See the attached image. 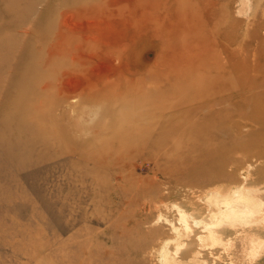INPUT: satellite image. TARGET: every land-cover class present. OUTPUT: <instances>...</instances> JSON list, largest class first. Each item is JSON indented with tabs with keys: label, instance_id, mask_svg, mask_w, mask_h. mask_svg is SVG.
<instances>
[{
	"label": "rangeland",
	"instance_id": "rangeland-1",
	"mask_svg": "<svg viewBox=\"0 0 264 264\" xmlns=\"http://www.w3.org/2000/svg\"><path fill=\"white\" fill-rule=\"evenodd\" d=\"M263 10L0 0V264H230L195 219L264 190Z\"/></svg>",
	"mask_w": 264,
	"mask_h": 264
},
{
	"label": "bare ground",
	"instance_id": "bare-ground-1",
	"mask_svg": "<svg viewBox=\"0 0 264 264\" xmlns=\"http://www.w3.org/2000/svg\"><path fill=\"white\" fill-rule=\"evenodd\" d=\"M249 169L247 172H249ZM216 188L214 187V189ZM221 188L223 189V187ZM229 191L228 194L217 192L211 198V204H213L215 207L212 210V215L216 219L214 223H205L197 219H195V222L197 225L203 224V234L199 236L201 246H209L215 248L217 247V245H221L224 248V252H226L230 257V260H232L231 262L233 264H238L242 263L249 256L250 259L256 257L257 253L260 252L259 250L263 246L264 238H262L258 234V232L264 230V228L263 230H260L262 226L264 227V190L252 189L249 187H244V185L241 187L240 185V187L234 189L233 193H229ZM180 212V220L185 226L186 233L184 234L180 228L174 226L178 236V240L176 239L175 243L177 246V253H179V251L183 249L181 239L184 236L188 235L190 230H192V226L188 220L187 214L183 211ZM227 222L229 223V225L227 227H224L225 223ZM228 227L232 229H229ZM228 233H233V236L230 237L226 242L225 235ZM163 250L164 254L161 257L164 262L169 263L170 253L167 252L165 248ZM182 251L181 253H184V251ZM200 257L201 251L196 252V254L190 256L189 259L185 262H179L177 259H173V264H205V262L200 261Z\"/></svg>",
	"mask_w": 264,
	"mask_h": 264
}]
</instances>
